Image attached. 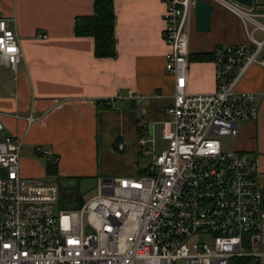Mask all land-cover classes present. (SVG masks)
Wrapping results in <instances>:
<instances>
[{"label":"built area","instance_id":"obj_1","mask_svg":"<svg viewBox=\"0 0 264 264\" xmlns=\"http://www.w3.org/2000/svg\"><path fill=\"white\" fill-rule=\"evenodd\" d=\"M165 1V70L174 78L173 102L162 122L163 150L153 131L139 135V154L151 158L143 174L97 178L83 207H69L58 181L21 173L23 142L4 134L0 116V264H233L264 258L258 157L226 152L222 145L223 138L239 137L241 123L260 116L262 95L238 86L253 65L264 67V6L205 0L241 21L247 43L217 47L215 92L193 95L188 85L196 0ZM22 57L16 32L0 17V65L16 72ZM37 152L50 157L48 150Z\"/></svg>","mask_w":264,"mask_h":264},{"label":"crops","instance_id":"obj_2","mask_svg":"<svg viewBox=\"0 0 264 264\" xmlns=\"http://www.w3.org/2000/svg\"><path fill=\"white\" fill-rule=\"evenodd\" d=\"M114 3L117 54L97 58L94 39L78 37L74 29L78 17L93 15L94 0H0V17L8 19L23 52L16 72L0 65V116L4 134L23 142L24 176L59 182L145 172L138 166L139 135L149 133V125L156 133L173 102L163 40L167 5L165 0ZM252 6H264V0H253ZM246 43L241 21L214 6L210 31L198 32L194 25L191 32L188 92L214 93L213 52ZM200 54L211 58L201 61ZM238 90L262 95L259 119L240 124L235 151L258 157L264 188V67L253 65ZM99 101L111 109L98 110ZM39 149L57 159L59 178L47 175V157Z\"/></svg>","mask_w":264,"mask_h":264},{"label":"trees","instance_id":"obj_3","mask_svg":"<svg viewBox=\"0 0 264 264\" xmlns=\"http://www.w3.org/2000/svg\"><path fill=\"white\" fill-rule=\"evenodd\" d=\"M115 3L114 0H94V12L91 16L78 17L75 22V33L78 37H89L95 41V55L97 58H113L117 54L115 37ZM210 54H200L201 61L209 60ZM98 110H109L111 106L99 101ZM47 175L59 178L57 159L47 157ZM74 195L65 194V202L69 207L74 206ZM233 264H259V260L238 259Z\"/></svg>","mask_w":264,"mask_h":264},{"label":"water","instance_id":"obj_4","mask_svg":"<svg viewBox=\"0 0 264 264\" xmlns=\"http://www.w3.org/2000/svg\"><path fill=\"white\" fill-rule=\"evenodd\" d=\"M244 6H252L253 0H235ZM214 11V6L205 0H196L194 14H195V29L198 32H209L211 28V15ZM153 125H149L150 133L152 132ZM98 180L92 179H61L60 185L66 192L75 193V208L83 207L85 203V196L97 187Z\"/></svg>","mask_w":264,"mask_h":264},{"label":"rangeland","instance_id":"obj_5","mask_svg":"<svg viewBox=\"0 0 264 264\" xmlns=\"http://www.w3.org/2000/svg\"><path fill=\"white\" fill-rule=\"evenodd\" d=\"M155 131H156V133H155L156 146L161 151V150H163L165 148L166 142H164L163 139H162L161 127L160 126H157L156 129H155ZM146 132H145V134H146ZM237 142H238L237 137H227V138H223L222 139L223 149L226 152L235 151L236 150ZM150 162H151V158L150 157H144V156H141L139 154V164H138V166H139L140 169L146 168L150 164ZM42 182H47V180L45 179ZM92 194L93 193L87 194L85 196V198L86 199L89 198V196L92 195ZM62 206H64V205H62ZM60 207H59V205H57L55 207V213L56 214H58Z\"/></svg>","mask_w":264,"mask_h":264}]
</instances>
